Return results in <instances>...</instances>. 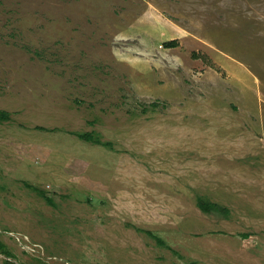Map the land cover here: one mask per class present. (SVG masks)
I'll return each instance as SVG.
<instances>
[{"label":"rangeland","instance_id":"1","mask_svg":"<svg viewBox=\"0 0 264 264\" xmlns=\"http://www.w3.org/2000/svg\"><path fill=\"white\" fill-rule=\"evenodd\" d=\"M0 110V263L264 264V0H0Z\"/></svg>","mask_w":264,"mask_h":264},{"label":"trees","instance_id":"2","mask_svg":"<svg viewBox=\"0 0 264 264\" xmlns=\"http://www.w3.org/2000/svg\"><path fill=\"white\" fill-rule=\"evenodd\" d=\"M176 44H177V42L175 40L169 43L170 46H175ZM9 118H10V114L7 111H1L0 110V122H2V120H7ZM74 133L78 136V138H80L81 140H83L85 142H90V143H93L96 145H101V146L113 148L112 142L104 141L102 139V137L95 132H80V133L74 132ZM24 184L28 188L36 189L39 192V194L42 195V197L45 199V201L49 205H52V206L55 205L53 198L50 197L48 194H46V190L38 188V187H36V186L26 182V181L24 182ZM197 203H198L199 208L207 214L217 213V212H222L224 214H228V212H229V209L227 207L222 206L217 202L210 201L203 196L197 197ZM145 232L148 235H150L151 237H153L157 241L158 245L166 246V242L161 237H159L156 233H154L153 231H150V230H145ZM0 253L6 254L9 257L14 256L13 252L11 250H9L8 245H6L3 242L1 237H0ZM4 264H17V263L13 262V261H9V260H4Z\"/></svg>","mask_w":264,"mask_h":264},{"label":"water","instance_id":"3","mask_svg":"<svg viewBox=\"0 0 264 264\" xmlns=\"http://www.w3.org/2000/svg\"><path fill=\"white\" fill-rule=\"evenodd\" d=\"M0 264H4V263H0Z\"/></svg>","mask_w":264,"mask_h":264}]
</instances>
